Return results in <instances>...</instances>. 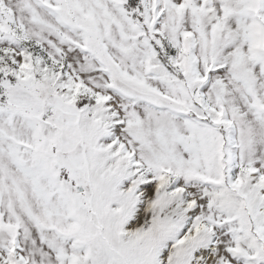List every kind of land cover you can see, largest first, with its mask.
<instances>
[{"label":"snow or ice","instance_id":"obj_1","mask_svg":"<svg viewBox=\"0 0 264 264\" xmlns=\"http://www.w3.org/2000/svg\"><path fill=\"white\" fill-rule=\"evenodd\" d=\"M0 264H264V0H0Z\"/></svg>","mask_w":264,"mask_h":264}]
</instances>
